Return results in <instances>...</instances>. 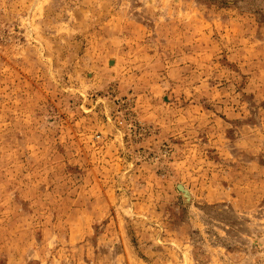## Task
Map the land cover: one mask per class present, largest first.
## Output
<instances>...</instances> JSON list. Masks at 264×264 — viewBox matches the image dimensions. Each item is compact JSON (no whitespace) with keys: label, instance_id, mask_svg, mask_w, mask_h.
Masks as SVG:
<instances>
[{"label":"rangeland","instance_id":"obj_1","mask_svg":"<svg viewBox=\"0 0 264 264\" xmlns=\"http://www.w3.org/2000/svg\"><path fill=\"white\" fill-rule=\"evenodd\" d=\"M0 264H264V0H0Z\"/></svg>","mask_w":264,"mask_h":264}]
</instances>
